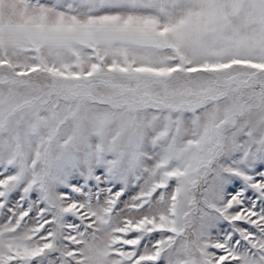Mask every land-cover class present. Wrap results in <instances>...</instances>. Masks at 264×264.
<instances>
[{
    "label": "snow or ice",
    "instance_id": "snow-or-ice-1",
    "mask_svg": "<svg viewBox=\"0 0 264 264\" xmlns=\"http://www.w3.org/2000/svg\"><path fill=\"white\" fill-rule=\"evenodd\" d=\"M0 264H264V0H0Z\"/></svg>",
    "mask_w": 264,
    "mask_h": 264
}]
</instances>
